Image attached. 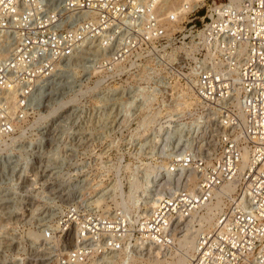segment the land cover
Segmentation results:
<instances>
[{
  "label": "built area",
  "instance_id": "obj_1",
  "mask_svg": "<svg viewBox=\"0 0 264 264\" xmlns=\"http://www.w3.org/2000/svg\"><path fill=\"white\" fill-rule=\"evenodd\" d=\"M168 1L0 0V153L14 149L59 62L83 52L100 79L119 83L112 94L128 92L119 101L158 103L177 78L200 102L146 109L147 120L163 123L165 141L180 148L149 185L152 202L143 203L137 222L124 205L70 202L44 230L45 264H111L136 243L169 246L178 219L233 182L215 225L199 231L184 264H264V0L208 3L199 23L203 5L195 7L170 31L160 10ZM204 115L210 136L182 138L180 124L198 125Z\"/></svg>",
  "mask_w": 264,
  "mask_h": 264
},
{
  "label": "rangeland",
  "instance_id": "obj_2",
  "mask_svg": "<svg viewBox=\"0 0 264 264\" xmlns=\"http://www.w3.org/2000/svg\"><path fill=\"white\" fill-rule=\"evenodd\" d=\"M221 1L228 0H203L200 6L204 5L196 11L197 22L208 3ZM182 20L179 29L184 25ZM93 66L84 52L65 64L60 62L57 74L45 88L41 108L30 113L28 126L16 138L14 149L0 153V264H45L48 239L43 236L44 230L70 202L107 208L122 201L121 193L132 194L139 206L134 208L135 204L130 211H139L146 201L151 176H164V160L180 148L174 144L176 139L161 143L165 129L158 130L159 124L145 120L146 109L180 110L195 104L194 95L179 79L167 82L159 91L158 103L137 106L115 99L128 92L120 88L117 95L112 94L119 83L104 82L97 71H92ZM129 114L136 116L128 119ZM200 120L192 126L181 123L182 138L191 143L208 138L205 115ZM82 130L86 132L78 137L75 132ZM42 139L44 143L40 144ZM153 251L155 248L135 254L143 261L137 264H152ZM170 252L162 248L161 259ZM118 256L110 263L120 264L134 257L122 252ZM95 260L89 264H96Z\"/></svg>",
  "mask_w": 264,
  "mask_h": 264
},
{
  "label": "bare ground",
  "instance_id": "obj_3",
  "mask_svg": "<svg viewBox=\"0 0 264 264\" xmlns=\"http://www.w3.org/2000/svg\"><path fill=\"white\" fill-rule=\"evenodd\" d=\"M228 1L231 3H234V4H238L240 0H228ZM176 2H179V3H176ZM202 2H203V0H174L170 4L164 3L160 6L161 14H163L162 18L167 20V22L169 23L171 28H173V29L176 27L178 28L179 22H182V19L185 16V14L187 12H189L191 9L200 6V4ZM212 3H214V2H212ZM202 5H204V4H202ZM91 69H92V71H97L96 73L99 72V68H97L95 66H93ZM51 80H53V79L51 78V79L47 80L46 85H45L44 89L42 90V94L40 95V98H39L40 101H38L40 108L42 106V101L45 97V94H44L45 88L47 87V84H49V82ZM188 92H191V94L194 95V98H195L194 103L196 105H199V103H200L199 99L196 96L195 92L192 91L191 87H188ZM125 101H126V104L132 103L131 98L127 99V100H123L122 102H125ZM140 104L141 103H138L136 105L141 106ZM159 111H160V108H157L155 111V114H158ZM241 113H242V111H241ZM127 117H128V119H130L129 115ZM141 118H139V119H141ZM139 119H137V120H139ZM145 120L146 121H152L154 124H159L158 130H161L163 127V123L161 121L156 122V120H154V118H151L149 120H147L145 118ZM78 132H84V130L78 131ZM78 132H75V133L77 134ZM164 133H165V131H163V135L161 136V139H162L161 143L163 140L167 139L166 137H164ZM78 137H81V136H78ZM41 143H44L43 139L40 142V144ZM247 159H248V156H247V152L245 151L243 154L242 162H241V170L246 165ZM166 162L167 161L164 160V164H166ZM160 172L162 173L163 171H160ZM160 176L161 175H157V176L152 175L151 176L152 177V181H151L152 183L148 182V185L146 187L145 195L147 197H146V201L142 202V205H141L142 210H141V207H138V208H140L139 211H137V212L134 211L135 213H133V212L131 213L130 221H131V218L133 217L132 218V225L135 222H137L138 216L143 212V209H144L143 203H145V204L147 203L149 205L150 202H152V198L149 197V195H148V189H150L149 185L153 184L154 179L157 177H160ZM148 180H150V178H148ZM135 184H137V183H135ZM235 189H236V182L223 184L220 188H217L215 190L214 196L211 200H209L207 203L203 204L202 206L194 209L188 217L178 219V221L176 222V228L174 231V242L171 245L160 246L158 244H154V243L150 242L149 244L139 246L136 243L137 249L140 248L139 251L142 252L143 248H144V251H145V249L149 250V249L155 248V251H153L154 256L151 260L152 264H184L186 262V260L194 252L196 238H197V234L199 233V231L205 230V229H210L211 227H213L215 225L216 216H217L218 212L227 204V200H226L227 197L229 195H232V193L235 191ZM134 190H136V189H134ZM222 190H224L226 194H223ZM120 196L122 197V201H120L118 203V205L119 206L124 205L125 207H127L129 210L132 211V209H133L132 207L136 204L138 199H136V198L134 199L132 194H130L128 196H124L121 193ZM147 199H149V200H147ZM125 200H127V201H125ZM128 200H130V206L126 204V202H128ZM137 206H139V205L136 204V206H134V208ZM138 208H136V210H138ZM71 244H74V243H71ZM135 246H134V248H132V251L135 252L134 254H131L133 256L139 252L136 250ZM172 247L174 248L173 250H172ZM162 248H165L168 252H170L172 250L169 254L166 255V257H164V259H161L162 257L160 256L161 255L160 253L162 252ZM139 259L140 258H138L136 256L130 257L127 259L126 262H125V260H126L125 259L120 264H137L139 262H143Z\"/></svg>",
  "mask_w": 264,
  "mask_h": 264
}]
</instances>
